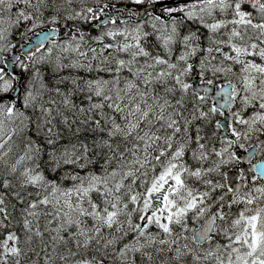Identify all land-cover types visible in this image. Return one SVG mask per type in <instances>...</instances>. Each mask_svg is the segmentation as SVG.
I'll list each match as a JSON object with an SVG mask.
<instances>
[{"label": "snow or ice", "instance_id": "obj_1", "mask_svg": "<svg viewBox=\"0 0 264 264\" xmlns=\"http://www.w3.org/2000/svg\"><path fill=\"white\" fill-rule=\"evenodd\" d=\"M242 2L0 0V93H13L0 98V186L30 198L17 220L0 192V264H40L36 244L43 264H264V159L252 163L264 155V0Z\"/></svg>", "mask_w": 264, "mask_h": 264}, {"label": "trees", "instance_id": "obj_2", "mask_svg": "<svg viewBox=\"0 0 264 264\" xmlns=\"http://www.w3.org/2000/svg\"><path fill=\"white\" fill-rule=\"evenodd\" d=\"M123 3H124V0H109V4H110V5H111V4H116L118 7H119L120 5H122ZM129 5H130V4H129ZM241 8H242L243 10H246V11H251V10H252V9H251V5L247 2V0H244V2H242V4H241ZM230 11H231V10H229V12H230ZM124 14L127 15V12H125ZM217 15H218V13H217ZM93 23H94V22H93ZM117 23H119V20H117ZM187 23H191V22H187ZM192 27H193V28H199L201 34H206V32H207V30L204 29L203 26H201V25H198V24H192ZM181 31L183 32V29H181ZM92 34H97L95 26H93ZM29 38H30V36L27 37L26 39H29ZM119 38H120V37H117V39H119ZM105 39H106V41H107V40H110L111 38H107V37H106ZM147 39H148L150 42H152V43H155V42H156L154 36H149ZM13 40L16 42L15 45H14V49H16L18 46H20L21 43H24V41H22V40L20 39L19 36H13ZM89 43H92V41L89 40ZM147 46L151 48V43H149ZM157 47H158V44H157ZM225 50H227V48H225ZM107 51H111V50L109 49V50H107ZM178 51H179V45L177 44L176 47H175V49H174V52H178ZM161 54H163V51H162V50H161ZM174 58H175V57L173 56V59H174ZM139 59H140V60H143L144 58H143V57H140ZM256 59L258 60L259 58L257 57ZM18 70L20 71V69H18ZM42 71H43V70H42ZM70 71H72L75 75L85 76V77H86V76H89V75L94 76V75L99 74V75H102V76H104L105 78H107L109 75H115V73H111V74H109V73H105V72H99V73H96L95 70L93 71V73L89 74V73L84 72V70H71V69H63V70H61L59 73H57L56 75L67 74V73L70 72ZM122 75H130V73H128V72H127V69H125V70H123ZM43 77H44V81L47 83V85H48L49 87H52V86L55 84V80H54L53 70H52V69H48L47 71H43ZM122 82H123V81H121V83H122ZM216 83H220V82H219V81H216ZM56 86H59V87H61L62 89H67L68 87H70V85H69L67 82H64V83L59 84V85H56ZM84 95H85L84 93H74V94H73V97H72L73 102L76 103L77 106H79V104H81V103H86V101L83 99V96H84ZM44 96H45V99H47L49 96H52V97H53L54 99H56L57 101H59V100L61 99V98H60L59 96H57L55 93H51V92H48V91H46V90H44ZM93 99L95 100V99H97V98H96V97H93ZM210 102H211V100H210ZM60 107H61V110L65 111V114L68 115V116L70 117V119H71V117H72V113H71L70 111H68V110H65V109H64V106H63L62 104L60 105ZM26 111L32 116V119L35 120L36 116H35V114L32 113V109L29 108V109H27ZM216 118H217V119H220V118H221V115L217 114ZM55 121L57 122V127H60V125H59V123H58V121H59V116H56V117H55ZM73 127H74V126H73ZM216 132H217V134H216V141H217V145H218V144H219V141H220V135H219V133H220V129H219V130H216ZM28 134H29V135H35V134L32 133V132H29ZM16 139H17L18 141H21L20 149H19V150H22V147H23V143H22V141H23V136H22V135H21V136H18ZM38 139L40 140L41 143H43V136L39 137ZM62 142H63V141H62ZM249 143H252V141H250ZM46 147H47V146H46ZM19 150L16 148V145H15V143H14V144H13V153L10 154V156H9L10 161H14L15 155H18V154H19ZM260 158H264V155H261L259 152H257V153H256V156L254 157L253 160L260 159ZM253 160H252V161H253ZM46 161H47V152L45 151L44 154H43V156H42V158H41V160L39 161L40 166H41V169H43L45 175H46L48 178H50V179H56V178H58L61 169L58 168V169L56 170V172H52V171H50V169H49V167H48V163H51V161H48V163H46ZM188 163H189L192 167L197 166V164H196L195 161H191V160H189ZM207 166H208V165H207V162H206V163H205V167H207ZM63 167H64V168H70V167H73V166H72V165H63ZM91 167H93L94 169L98 170V169H99V163H96V164H94V165H91ZM240 167L248 168L249 165H248V164H246V165H240ZM3 169H4V165H3L2 163H0V183H2V180L4 179V176H3ZM85 170H86V169H85ZM85 170H80V171H85ZM18 174H19V173L17 172L15 175H18ZM15 175H10V176L8 177V179L12 180L13 183H17V181L15 180ZM190 182H191V181H190ZM71 183H72L71 180H65V181H64V185H68V184H71ZM17 190H18L17 188H11V189H9V190L6 191L2 186H0V192H3V193L5 194V200H6V203H8V207H9V209H10V211H11L13 217H14L15 219H17V220H21L22 218H21L20 215H19V210H20L21 208H23V207L26 206V204L28 203V200H29L30 198H29V197H26V199H25V201H24L23 203L20 202V201H18V200H16L14 197L11 196V192H12V191H17ZM37 191H42V190H41V189L33 188V187H31V186H25V189H21V190H20V194H21V195H25L26 192H31V193H32V197H31V198H37V197L35 196V193H36ZM92 196H93L94 199L97 198V194H96L95 192L92 193ZM13 204L15 205V208H14V209H13V207H12ZM38 207H39L40 209H43V210H47L48 208H50V206H44V205H39ZM44 220H45L44 211H41V212H40V216H39V221H38V222H39V226H40V228H41L42 230L45 228ZM89 223H91L90 218H89ZM35 224H36V220L34 219V220H33V226H35ZM191 226H195V225H191ZM14 227H16V230H17L18 232L20 231V226H19V225H14ZM7 230H9V229H5L4 231H7ZM21 235H23V234L21 233ZM48 235H49L48 232H43V237H44L45 239H47ZM2 238H3V232L0 231V239H2ZM37 239H38V238H35V237H34V241H33L34 244H36V240H37ZM36 248H37V250L40 252V255H39V257H38L37 259L40 261V264H43V256L45 255V251H44V249L42 248V246L39 245V244H36ZM93 254H94L93 250H92L91 248H89L86 252H84V250H82L81 253H78V256H79L80 258H83V255L91 256V255H93ZM33 255H34V253H29V258L32 257ZM154 255H155V253H154ZM136 258H137V260L140 259L139 254H137ZM160 259H163V254H161ZM105 264H107V261H105ZM157 264H158V261H157Z\"/></svg>", "mask_w": 264, "mask_h": 264}, {"label": "water", "instance_id": "obj_3", "mask_svg": "<svg viewBox=\"0 0 264 264\" xmlns=\"http://www.w3.org/2000/svg\"><path fill=\"white\" fill-rule=\"evenodd\" d=\"M94 26H95V24H94ZM29 39H31V37L29 38ZM12 71H16L15 69H13ZM17 72V71H16ZM217 85H219V83H216ZM197 86L199 87V82L197 81ZM213 95H214V93H213ZM13 96V93L12 94H10V95H5V96H2V97H12ZM2 97H0V98H2ZM212 102V101H211ZM225 111H227V110H225ZM222 121L224 120V117L223 116H221V118H220ZM225 131V129L222 127L221 129H220V133H222V132H224ZM237 151L238 152H240V153H242V154H244L245 156L247 155V153L245 152V150L244 149H239L238 147H237ZM246 163H248L247 162V160H244L243 162H242V164H246ZM254 163H256V162H254ZM239 167V166H238ZM238 170V168L237 169H232V168H229V173L231 174L233 171H237ZM230 178H232L231 177V175H230Z\"/></svg>", "mask_w": 264, "mask_h": 264}, {"label": "bare ground", "instance_id": "obj_4", "mask_svg": "<svg viewBox=\"0 0 264 264\" xmlns=\"http://www.w3.org/2000/svg\"><path fill=\"white\" fill-rule=\"evenodd\" d=\"M125 15V14H124ZM94 26V25H93ZM20 46H18L16 49H19ZM15 50V49H14ZM8 55H11L10 53ZM17 72H19L18 69H15ZM14 87H16V85H13ZM12 94L11 92H7V93H0V97L5 96V95H10Z\"/></svg>", "mask_w": 264, "mask_h": 264}, {"label": "flooded vegetation", "instance_id": "obj_5", "mask_svg": "<svg viewBox=\"0 0 264 264\" xmlns=\"http://www.w3.org/2000/svg\"><path fill=\"white\" fill-rule=\"evenodd\" d=\"M128 7H132V5L131 4L130 5L128 4ZM93 25H94V23H93Z\"/></svg>", "mask_w": 264, "mask_h": 264}]
</instances>
